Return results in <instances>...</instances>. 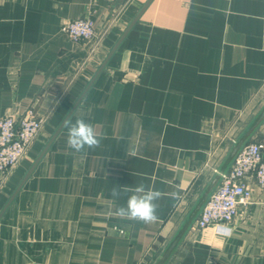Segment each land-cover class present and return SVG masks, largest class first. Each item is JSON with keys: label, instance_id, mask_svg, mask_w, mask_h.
I'll use <instances>...</instances> for the list:
<instances>
[{"label": "crops", "instance_id": "0c3cea01", "mask_svg": "<svg viewBox=\"0 0 264 264\" xmlns=\"http://www.w3.org/2000/svg\"><path fill=\"white\" fill-rule=\"evenodd\" d=\"M80 17L94 39L62 31ZM263 106L264 0H0V117L44 118L0 171V264H155ZM77 118L99 147H68ZM140 183L179 198L152 224L111 216ZM248 183L234 221L194 222L166 264H264V186Z\"/></svg>", "mask_w": 264, "mask_h": 264}, {"label": "built area", "instance_id": "2783aa9c", "mask_svg": "<svg viewBox=\"0 0 264 264\" xmlns=\"http://www.w3.org/2000/svg\"><path fill=\"white\" fill-rule=\"evenodd\" d=\"M62 31L75 41L93 39L96 35L93 21L84 17L68 21ZM43 123L44 118L34 109H28L21 117H0L1 172L10 171L25 157ZM249 179L264 186V145L261 142H248L241 149L201 210L195 221L196 227L203 229L213 223L234 221L241 207L251 203L253 189Z\"/></svg>", "mask_w": 264, "mask_h": 264}, {"label": "clouds", "instance_id": "9594fccd", "mask_svg": "<svg viewBox=\"0 0 264 264\" xmlns=\"http://www.w3.org/2000/svg\"><path fill=\"white\" fill-rule=\"evenodd\" d=\"M67 128V145L76 152H82L86 147L89 149L99 147L102 137L97 134L94 126L83 118H77L74 122L68 121ZM124 192L130 193L126 205L117 207L109 214L144 224H152L158 221L159 204L157 201L165 195L172 199L179 198L177 192L165 194L154 187H146L143 183L134 187H125ZM111 195L112 197H119L121 192L114 187L111 190Z\"/></svg>", "mask_w": 264, "mask_h": 264}, {"label": "water", "instance_id": "95a60500", "mask_svg": "<svg viewBox=\"0 0 264 264\" xmlns=\"http://www.w3.org/2000/svg\"><path fill=\"white\" fill-rule=\"evenodd\" d=\"M263 122H264V106L256 114V116L253 118V120L250 122L247 128L234 141L233 145L231 146L224 160L222 161L217 171L215 172V174L212 176V178L204 188L203 192L201 193L196 203L192 207L191 211L187 215L183 224L181 225V227L179 228V230L177 231V233L170 241L168 246L165 248L164 252L162 253V255L155 264H166L173 251L181 242L182 238L185 236L187 231L190 229V227H192V225L198 218L204 205L208 201L211 194L215 191L217 186L220 184L221 180L223 179V176L229 170V168L233 164L235 158L237 157L241 149L250 141L254 133L257 131V129L260 127V125Z\"/></svg>", "mask_w": 264, "mask_h": 264}, {"label": "rangeland", "instance_id": "374dc122", "mask_svg": "<svg viewBox=\"0 0 264 264\" xmlns=\"http://www.w3.org/2000/svg\"><path fill=\"white\" fill-rule=\"evenodd\" d=\"M95 29H96V28H95ZM95 37H96V35H95ZM95 37H94V38H95ZM94 38H93V39H94ZM90 40H92V39H89V40H87V41H90ZM249 142H251V141H249Z\"/></svg>", "mask_w": 264, "mask_h": 264}]
</instances>
